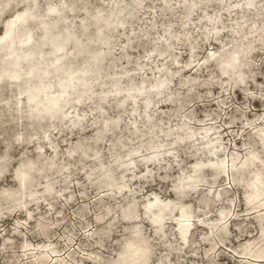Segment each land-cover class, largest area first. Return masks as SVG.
<instances>
[{"label": "clouds", "instance_id": "clouds-1", "mask_svg": "<svg viewBox=\"0 0 264 264\" xmlns=\"http://www.w3.org/2000/svg\"><path fill=\"white\" fill-rule=\"evenodd\" d=\"M0 264H264V0H0Z\"/></svg>", "mask_w": 264, "mask_h": 264}]
</instances>
